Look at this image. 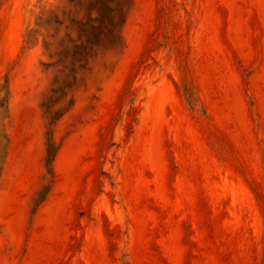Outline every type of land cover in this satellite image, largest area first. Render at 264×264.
Masks as SVG:
<instances>
[{
	"label": "rangeland",
	"instance_id": "1",
	"mask_svg": "<svg viewBox=\"0 0 264 264\" xmlns=\"http://www.w3.org/2000/svg\"><path fill=\"white\" fill-rule=\"evenodd\" d=\"M0 264H264V0H1Z\"/></svg>",
	"mask_w": 264,
	"mask_h": 264
},
{
	"label": "trees",
	"instance_id": "2",
	"mask_svg": "<svg viewBox=\"0 0 264 264\" xmlns=\"http://www.w3.org/2000/svg\"><path fill=\"white\" fill-rule=\"evenodd\" d=\"M1 1V0H0Z\"/></svg>",
	"mask_w": 264,
	"mask_h": 264
}]
</instances>
